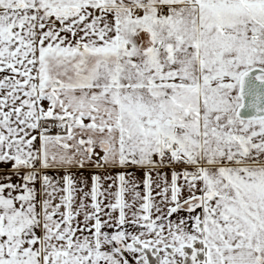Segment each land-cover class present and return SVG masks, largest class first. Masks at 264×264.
I'll return each instance as SVG.
<instances>
[{"label":"snow or ice","instance_id":"1","mask_svg":"<svg viewBox=\"0 0 264 264\" xmlns=\"http://www.w3.org/2000/svg\"><path fill=\"white\" fill-rule=\"evenodd\" d=\"M0 264H264V0H0Z\"/></svg>","mask_w":264,"mask_h":264}]
</instances>
